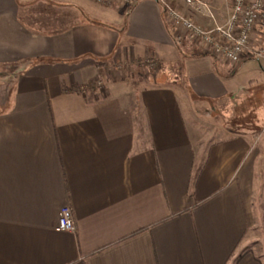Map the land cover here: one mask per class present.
Here are the masks:
<instances>
[{
	"label": "crops",
	"instance_id": "0c3cea01",
	"mask_svg": "<svg viewBox=\"0 0 264 264\" xmlns=\"http://www.w3.org/2000/svg\"><path fill=\"white\" fill-rule=\"evenodd\" d=\"M199 48L157 0H0V264H263L242 245L264 216V25L238 64ZM149 59L186 88L126 77ZM187 97L236 127L203 138Z\"/></svg>",
	"mask_w": 264,
	"mask_h": 264
},
{
	"label": "built area",
	"instance_id": "2783aa9c",
	"mask_svg": "<svg viewBox=\"0 0 264 264\" xmlns=\"http://www.w3.org/2000/svg\"><path fill=\"white\" fill-rule=\"evenodd\" d=\"M110 5L114 0H94ZM129 6L139 0H118ZM161 3L167 22L176 30H185L188 37L198 41L215 57L238 64L244 60L251 48L252 36L264 21V0H227L230 12L224 23H219L210 0H185L197 12L208 17L213 23L205 28L175 9L167 0ZM73 208L64 205L60 210L57 231L75 232Z\"/></svg>",
	"mask_w": 264,
	"mask_h": 264
},
{
	"label": "rangeland",
	"instance_id": "374dc122",
	"mask_svg": "<svg viewBox=\"0 0 264 264\" xmlns=\"http://www.w3.org/2000/svg\"><path fill=\"white\" fill-rule=\"evenodd\" d=\"M167 1L175 9H177L173 5L171 0H167ZM113 3L118 4L119 6H121V8L127 7V5L126 6L122 5L118 0H114ZM213 4H214L213 10L215 12L218 22L224 23L228 16V13L230 12V8H231L230 2H228L227 0H213ZM186 6H187V12H189V14L191 12L197 13V11L188 4H186ZM181 13L191 17L195 21L192 14L188 15L187 13L184 12ZM195 23L199 24L196 21ZM212 24L213 23L207 26H203L201 24L199 25L205 28H209L212 26ZM177 32L178 34L184 36V38L190 41L198 42L194 39L189 38L185 30H177ZM199 50L201 51L202 54H206V55L210 54L201 44ZM253 57L257 58V55H253ZM149 60L150 61L145 62V64L149 65L146 68L144 67L133 68L131 66L128 67L126 66L127 69L126 71L124 70L126 73V77L132 80H138V81L142 80V82L147 80L148 82L150 81L152 83L154 82L157 83V80L159 82H163V80H166L168 78L176 79L180 82L183 88H186V81H185L186 79L184 76L183 64L181 63V61L169 65L167 64V67L163 70L161 69L162 68L161 65L158 64L156 60L153 59H149ZM221 60L225 61L226 63L229 62L228 60H224V59ZM165 75H167V78ZM185 111L187 113L189 122L192 124L193 128L196 130L198 129L197 132L199 133V135L202 136L203 138H206L210 136H223L225 135L226 132L225 130L227 128H235L236 127V125H234L235 121L231 117H228V115L233 116L235 112L239 113L240 111H242V109L235 108V106L232 107V105L229 106V103L225 100L222 102H215V101L200 102L195 97H187ZM242 246L243 248L247 246V249L252 250L255 256L261 259V261L264 264V216L262 210H259L258 222L253 224L251 230H249V232L247 233V236Z\"/></svg>",
	"mask_w": 264,
	"mask_h": 264
},
{
	"label": "trees",
	"instance_id": "16d2710c",
	"mask_svg": "<svg viewBox=\"0 0 264 264\" xmlns=\"http://www.w3.org/2000/svg\"><path fill=\"white\" fill-rule=\"evenodd\" d=\"M263 25H264V21H263Z\"/></svg>",
	"mask_w": 264,
	"mask_h": 264
}]
</instances>
